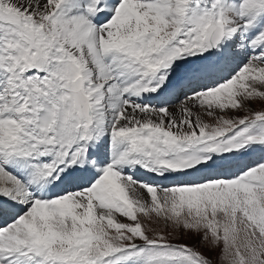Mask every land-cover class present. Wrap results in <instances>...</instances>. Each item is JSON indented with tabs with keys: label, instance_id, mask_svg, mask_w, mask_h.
<instances>
[{
	"label": "snow or ice",
	"instance_id": "6c2138e0",
	"mask_svg": "<svg viewBox=\"0 0 264 264\" xmlns=\"http://www.w3.org/2000/svg\"><path fill=\"white\" fill-rule=\"evenodd\" d=\"M0 264H264V0H0Z\"/></svg>",
	"mask_w": 264,
	"mask_h": 264
}]
</instances>
